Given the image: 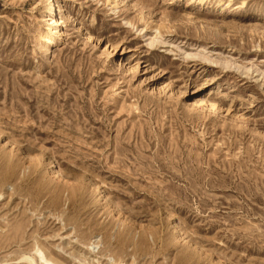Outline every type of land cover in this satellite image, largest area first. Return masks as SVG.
Here are the masks:
<instances>
[{"label":"rangeland","instance_id":"obj_1","mask_svg":"<svg viewBox=\"0 0 264 264\" xmlns=\"http://www.w3.org/2000/svg\"><path fill=\"white\" fill-rule=\"evenodd\" d=\"M0 264H264V0H0Z\"/></svg>","mask_w":264,"mask_h":264},{"label":"bare ground","instance_id":"obj_2","mask_svg":"<svg viewBox=\"0 0 264 264\" xmlns=\"http://www.w3.org/2000/svg\"><path fill=\"white\" fill-rule=\"evenodd\" d=\"M52 2V1H51ZM49 6V5H48ZM53 10H55V7H54V4L53 3H50V6H49V9L47 10V11H53ZM51 20H52V22H51V25L53 26V25H55V24H57L58 22H57V20H56V18L55 17H53V18H50ZM51 27V26H50ZM53 29V28H52ZM58 29V28H57ZM57 29H53V34H55L56 32H58L57 31ZM57 34V33H56ZM48 35V34H47ZM53 38V37H52ZM52 38H47V42L48 43H51L52 42ZM49 45V44H48ZM54 176H56L57 178H61L62 176L60 175V173L59 172H57V170H55L54 171ZM63 178V177H62ZM65 179V178H64ZM61 181V180H60ZM28 258V257H27ZM30 259V258H29ZM32 259H30V261H31ZM33 261V260H32ZM32 261H31V263H32Z\"/></svg>","mask_w":264,"mask_h":264}]
</instances>
